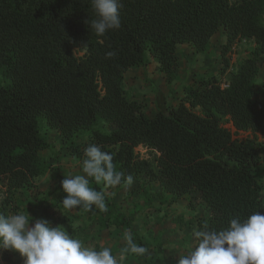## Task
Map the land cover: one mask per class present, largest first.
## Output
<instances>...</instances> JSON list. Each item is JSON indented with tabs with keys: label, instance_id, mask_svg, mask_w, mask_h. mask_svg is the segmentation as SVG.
<instances>
[{
	"label": "trees",
	"instance_id": "obj_1",
	"mask_svg": "<svg viewBox=\"0 0 264 264\" xmlns=\"http://www.w3.org/2000/svg\"><path fill=\"white\" fill-rule=\"evenodd\" d=\"M121 3V27L98 36L86 23L96 18L92 0H0L2 185L10 192L38 188V180L48 173L50 166L40 154L49 147L39 131L41 116L65 141L87 131L88 140L68 145L77 159H85L89 144H98L113 154L125 177L158 182L174 200L195 193L207 212L198 216V230H222L230 218L264 211L262 186L254 175L262 163L261 145L235 137L222 124L226 118L237 131L264 137V105L255 98L264 68V0ZM220 28L227 38L221 51L227 65L228 52L239 43L255 44L225 78L226 86L215 76L202 78L186 89L178 105L154 115L128 98L124 75L129 69L152 57L172 81L177 46L186 43L204 53ZM80 48H85L83 56L76 54ZM109 51L115 52L111 58L106 57ZM101 124L113 129L103 131ZM140 146L156 153L154 163L138 156ZM13 213L15 206L5 198L0 214ZM105 213L114 214L137 245L145 247L132 226L135 213L126 217L112 206ZM141 258L152 264L148 252Z\"/></svg>",
	"mask_w": 264,
	"mask_h": 264
},
{
	"label": "rangeland",
	"instance_id": "obj_2",
	"mask_svg": "<svg viewBox=\"0 0 264 264\" xmlns=\"http://www.w3.org/2000/svg\"><path fill=\"white\" fill-rule=\"evenodd\" d=\"M220 32L223 34V31ZM215 44L216 42L204 53L195 51L189 44H179L177 48L179 54L175 78L169 81L167 75L157 68L156 74L145 80V86L148 88V93L151 96L149 98L153 100L152 103L156 102V105L163 110H166L167 107L178 105L185 96L186 89L191 85L197 84L202 78L215 76L223 84L225 78L235 73L239 61L249 56L255 47L252 42L239 43L234 50L228 52L226 58H229V65H227L221 55L223 44H219V46ZM190 52L197 58L194 62L193 72H189L185 68L188 59L184 55L186 53L190 54ZM84 53L85 48L76 50L77 56H83ZM203 54L209 56H207L209 58L207 65H204ZM155 62L152 57L146 60V64L151 65L152 68H154ZM2 80L3 76L0 70V81ZM124 87L126 88L125 85ZM255 98L260 105H264V72H262V79H258L255 84ZM156 105L150 107L149 103H145L149 114L157 111ZM222 124L234 132L235 137L242 140L254 139L261 145L260 154L262 156V163L256 167L254 175L262 186L261 197L264 200V137L260 133L254 136L246 133L249 131H243L244 133L239 134L237 130H233L232 125L226 118L222 119ZM38 127L40 133L49 140V147L40 152L41 162L50 166L48 169L49 176L52 175L59 178L60 174L58 170L62 165L80 162L79 166L82 168L83 161L70 153L68 145L73 141L75 143L76 141L88 140L87 131H80L73 138L65 141L62 139L59 131L51 128L41 116L38 118ZM100 127L103 131L113 129L108 124H101ZM137 154L140 158L148 159L154 163L156 154L154 151L140 146L137 148ZM115 168L118 171L117 165H115ZM66 172L68 174V171ZM53 180L43 179L41 185L37 184L38 188L34 187L33 189L14 192L8 191L0 181V204L7 198L15 206V213H29L33 218L47 219L53 226L61 224L62 216L58 215V213L66 211L69 217L64 215L65 217L63 218L66 221L63 222V227L75 238L80 239L84 246L96 250H100L102 247L111 248L118 264H144L140 254L132 253L129 250L130 246L125 238V233H130V231L120 223V220L114 214L107 216V213L100 211L95 205L90 210L83 206L66 209L62 204L63 197H61V193L53 195V197L48 193L42 198L39 195V187L41 186L45 192H53ZM90 186L104 193L107 209L110 206L115 207L118 211L123 212L126 217L130 216L127 215L128 212H132L131 214L135 213L132 226L144 242L147 252L151 256L152 264H177L178 256L187 254L197 242L194 238V232L198 231L196 226L197 220L205 213L199 217L195 216L183 220L177 219L173 222L172 227L160 226L152 218L158 214L157 208L166 204L170 205L174 201L177 202L174 205V209L177 212H186L187 207L192 208V206L196 205L195 195L188 194L183 198L174 200L173 197H170V195H167L163 191L158 182L150 183L143 176L134 179L131 186L125 185L122 181L120 185L109 187L103 183L97 184L94 180H90ZM38 191L39 193L37 194ZM33 210H38L37 212L41 213L40 216L37 215L39 213H33ZM48 214L52 217H49ZM187 215L192 216L190 213H187ZM132 241L137 245L138 240L136 238L132 237ZM0 264H23V259L18 253L10 250H0Z\"/></svg>",
	"mask_w": 264,
	"mask_h": 264
},
{
	"label": "clouds",
	"instance_id": "obj_3",
	"mask_svg": "<svg viewBox=\"0 0 264 264\" xmlns=\"http://www.w3.org/2000/svg\"><path fill=\"white\" fill-rule=\"evenodd\" d=\"M92 7L96 18L86 23L96 35L121 27V0H92ZM114 55V51L106 53L108 58ZM84 155L83 174L68 175L60 181L66 194L63 207L83 206L90 210L95 205L106 212L105 195L91 187L90 180L114 187L122 181L131 186L134 178L117 171L113 154L98 144H89ZM125 238L132 253L147 252L145 247L133 243L131 233H125ZM194 238L197 242L187 254L178 256L177 264H264V211H254L244 219L230 218L222 230H207L205 226L194 232ZM0 250L18 253L23 264H118L111 248L86 247L61 224L53 226L47 219L23 212L0 214Z\"/></svg>",
	"mask_w": 264,
	"mask_h": 264
},
{
	"label": "crops",
	"instance_id": "obj_4",
	"mask_svg": "<svg viewBox=\"0 0 264 264\" xmlns=\"http://www.w3.org/2000/svg\"><path fill=\"white\" fill-rule=\"evenodd\" d=\"M263 23H264V17H263ZM220 31H223V34ZM217 39H219V40H217ZM226 39L227 38H226V33H225L224 29L220 28V30L211 38L208 48H211V46H213L215 42H216V44H215L216 46H219V44H224L226 42ZM184 44H186V43H184ZM178 47H179V45L177 46V48ZM191 53L192 52H190V54L186 53L184 55L185 58L188 59L186 64H185V68L189 72H193L192 69L194 67V62L197 59L194 56V54H191ZM178 54L179 53L177 52V55ZM203 56H204V59H203L204 65H207L208 62H209V58H207L208 55L203 54ZM157 70H158L157 69V63L155 62L154 68H152L151 65L143 64V65H140V66H137V67H132L124 75V85L126 86L125 89H126V93H127L128 98H130L132 100H137V101L142 102L144 104V110H145L147 115H154L158 111L163 110L162 108H160V107H158L156 105L157 104L156 102H154V104L152 103L153 100H152V98H149L151 96L148 93V88L145 86V80L148 77H150L152 75H155ZM262 72H264V68H262V70L260 71V73H259V75L257 77L258 79H262ZM147 99H149V100H147ZM145 103H149L150 107H152L153 105H156L157 111L154 112L153 114H149V110L145 106ZM148 107H149V105H148ZM229 122L232 125L233 130L236 131V129L233 126L232 122L231 121H229ZM237 132L239 134L240 133H244L243 131H237ZM246 133H250V135H253V136L254 135H259V132L253 133L252 131H249V132H246ZM252 140H254V139H252ZM263 162H264V158H263ZM79 163H72V164H69V165L60 166V168L58 170V172L60 174L59 178H56V176H52V175L49 176L48 173L44 177H41L38 180V184L39 185H41V183H42L41 181L43 179H45V180L46 179H54L53 180L54 182H53V188H52L53 192H45V190L42 189L41 186H40V189L42 191V193L40 195L44 196L45 194L49 193L53 197V195H58V194L61 193L62 194L61 197H64V195H66V194L62 190L60 181L65 176H68V175H78V174L82 175L83 171H82V168H80V166H79L80 164ZM66 171H68V174H67ZM167 195H170V197H172L171 194L167 193ZM192 195H196V194L194 193ZM175 204H177L176 201H174L170 205L166 204V205H162L160 208H157V211H158L157 213L158 214L156 216H154L155 218L154 217H152V218L154 220H156L159 223L160 226L163 225L164 227H167V226H171L172 227L173 226V222L176 221L177 219L183 220L185 218H193L195 216L198 217V216L202 215L203 213H205L204 214L205 216L207 215V212L203 209V207L201 206V204L199 202L196 203L194 208H188L187 207L186 208V212H177L174 209V205ZM175 211H176V213H175ZM128 213L131 214L132 212H128ZM128 213H127V215H129ZM187 213H190L192 216H189V215L186 216ZM58 215H62V216L66 215V217H69V214L66 211L65 212H61L60 211L58 213ZM178 216H180V217H178ZM70 217L72 218V216H70ZM153 219H151V221H153ZM166 237L168 238V236H166Z\"/></svg>",
	"mask_w": 264,
	"mask_h": 264
},
{
	"label": "built area",
	"instance_id": "obj_5",
	"mask_svg": "<svg viewBox=\"0 0 264 264\" xmlns=\"http://www.w3.org/2000/svg\"><path fill=\"white\" fill-rule=\"evenodd\" d=\"M225 86H226V84H225Z\"/></svg>",
	"mask_w": 264,
	"mask_h": 264
}]
</instances>
